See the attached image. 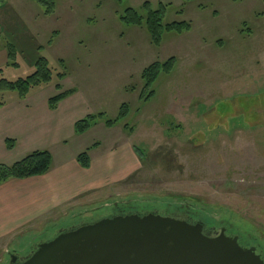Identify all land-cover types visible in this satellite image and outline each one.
I'll return each instance as SVG.
<instances>
[{
	"label": "rangeland",
	"instance_id": "obj_1",
	"mask_svg": "<svg viewBox=\"0 0 264 264\" xmlns=\"http://www.w3.org/2000/svg\"><path fill=\"white\" fill-rule=\"evenodd\" d=\"M54 1L48 17L28 0H6L0 8V80L30 76L43 57L52 80L29 101L44 104L58 83L75 92L54 113L55 123L99 114L114 120L122 104L129 112L113 128L97 117L86 133L65 138L59 157L74 160L89 149L91 168L74 169L62 193L41 194L31 223L0 242V264L128 200L192 199L264 237V0ZM144 2L164 6L163 24L186 21L191 30L165 32L153 46L144 27L119 19L127 8L142 13ZM6 43L15 45L16 66L6 65ZM171 57L173 70L144 91L142 71ZM13 98L0 92L3 102ZM82 186L87 191L76 197ZM68 195L74 197L62 198Z\"/></svg>",
	"mask_w": 264,
	"mask_h": 264
},
{
	"label": "water",
	"instance_id": "obj_2",
	"mask_svg": "<svg viewBox=\"0 0 264 264\" xmlns=\"http://www.w3.org/2000/svg\"><path fill=\"white\" fill-rule=\"evenodd\" d=\"M12 259L9 264H12ZM20 264H264L224 232L211 237L200 223L155 215L102 218L60 231Z\"/></svg>",
	"mask_w": 264,
	"mask_h": 264
},
{
	"label": "trees",
	"instance_id": "obj_3",
	"mask_svg": "<svg viewBox=\"0 0 264 264\" xmlns=\"http://www.w3.org/2000/svg\"><path fill=\"white\" fill-rule=\"evenodd\" d=\"M39 5L43 9L44 16H52L55 12V1L54 0H28ZM118 3L123 0H116ZM6 6V0H0V8ZM142 13H138L132 8H127L123 14L119 17L120 21L132 27H144L149 35L150 43L159 47L162 43V37L165 32L183 34L191 30V25L186 22H172L168 24H163L164 18V6L158 5L156 9H152L148 2H144L141 7ZM6 65H13L16 49L15 45L12 43H6ZM175 58L171 57L163 62H153L148 67H146L141 73V80L144 84V91L152 87V85L157 81L161 74H169L173 67L175 66ZM1 72V70H0ZM53 72L49 67V63L46 58L38 57L34 62V72L23 79H18L16 81L10 82L4 79L0 80V92H12L15 97L19 100L26 99L29 94L37 87L41 85H47L52 80ZM57 78L62 81L65 78L64 73H58ZM56 94L48 99L47 105L49 110H55L58 104L65 100L66 98L73 95L75 92L73 90H63L60 83L55 86ZM153 94V91L149 92L148 97ZM142 97V96H141ZM5 102L0 100V107L4 105ZM128 107L126 104H122L119 107V113L116 119L110 120L106 119L103 114L98 116L88 115L85 118L75 122L74 133L76 135H82L90 130L96 125L97 117L104 119V126L106 128H113L118 121L124 120L128 115ZM124 129L131 132L132 128L128 125H124ZM96 145V144H94ZM6 146L8 150L13 149L14 141L7 140ZM89 150V149H88ZM88 150L80 153L76 161L81 168L88 169L90 167V157L88 155ZM135 154L139 151L133 148ZM53 164L52 156L48 151H34L27 154L21 160L14 162L11 165L0 164V185H2L7 180L16 179L23 180L28 178L40 177L47 174ZM114 211L120 209L128 210H144L147 212H154L157 215L173 217L177 219H194L193 221L200 220L202 223H218L220 226L229 227L232 232L237 234L240 239L250 240L254 245H259L261 250H264V244L261 242L262 237L255 234L254 228L240 221L239 223L233 220V214L226 215L225 213L214 214L211 209L201 204H198L192 199L178 198V199H168L162 201L155 200H128L127 202H115L111 204ZM110 205V206H111ZM144 208V209H141ZM264 238V237H263Z\"/></svg>",
	"mask_w": 264,
	"mask_h": 264
},
{
	"label": "crops",
	"instance_id": "obj_4",
	"mask_svg": "<svg viewBox=\"0 0 264 264\" xmlns=\"http://www.w3.org/2000/svg\"><path fill=\"white\" fill-rule=\"evenodd\" d=\"M68 98L61 101L55 110H49L48 99L44 100V104L41 102L37 106L32 103L34 100L29 101V96L23 100L10 99L0 107V164L11 165L34 151H48L53 160L50 171L43 176L23 180L11 179L0 185V242L13 237V234L31 223L35 213L40 211L42 193L49 191L55 193L59 190L62 193L63 190H67L70 184H67L69 181L66 178L74 176V169L78 171L80 168L76 161L77 156L74 160L69 157H59V154L64 153L66 149L63 145L65 138L76 135L75 123H55L54 113L60 110ZM7 140L14 141L13 149H7ZM55 155L61 160L56 168ZM91 166L92 162L89 168ZM73 180L79 181L76 178ZM80 189V191L75 190L76 197L87 191V187L85 190L83 186ZM25 192H30V195L26 197ZM73 197L68 195L62 198ZM24 200H26L23 207L25 209H18L17 205L21 206ZM34 209H37V212L33 213Z\"/></svg>",
	"mask_w": 264,
	"mask_h": 264
},
{
	"label": "flooded vegetation",
	"instance_id": "obj_5",
	"mask_svg": "<svg viewBox=\"0 0 264 264\" xmlns=\"http://www.w3.org/2000/svg\"><path fill=\"white\" fill-rule=\"evenodd\" d=\"M147 213L156 214V213H154L152 211L147 212V211H144V210H142V211L141 210H128L127 211V209H120V210L114 211L112 209L110 211V213L108 215H105L103 218H108V217L117 216V215H127V214L144 215V214H147ZM93 217L87 219V221H89V223L95 222L97 219L95 220V219H93ZM182 220H184V221H186L188 223H191V224H197V223L202 224L203 225V232L205 234L211 236V237H216V236H218L221 233V231H223L224 235L226 237L237 238V243L242 248H244V249L255 248L256 254L259 255L261 257V259L264 261V250H261L259 248L258 244L254 245L250 240L240 239V237L237 234H235L234 232H232L231 229L228 226L227 227L220 226L217 222L216 223H206L205 224V223H202V221H200V220L193 221L194 219H189L188 217H186L185 219H182ZM89 223H84V224H89ZM81 225H83V224H81ZM74 228H76V226L70 227L68 230H71V229H74ZM59 232L60 231H56L55 233L49 234L44 239L36 241L27 250H23L22 253L21 252H15V251L9 253L8 260H7V262L5 264H9L12 259L14 260V262L12 264H20V263H22L25 260V258L30 254V252L34 251L35 248L39 244L49 241L50 239L55 237Z\"/></svg>",
	"mask_w": 264,
	"mask_h": 264
}]
</instances>
